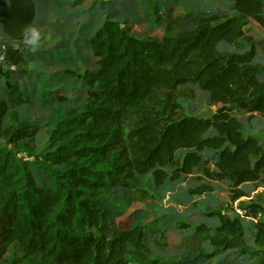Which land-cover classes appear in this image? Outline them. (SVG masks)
Segmentation results:
<instances>
[{
  "label": "trees",
  "instance_id": "trees-1",
  "mask_svg": "<svg viewBox=\"0 0 264 264\" xmlns=\"http://www.w3.org/2000/svg\"><path fill=\"white\" fill-rule=\"evenodd\" d=\"M233 1L234 16L222 21L212 9L166 20L156 7V21L165 24L161 39L137 38L105 18L88 41L97 68H86L82 77L87 96L59 98L68 112L49 114L47 149L31 163L0 148V254L15 248L10 264H168L147 252L167 243L164 230L136 226L108 234L107 196L150 173L160 186L196 169L207 180L232 183L233 201L247 196L244 184H264V145L246 136L231 112L235 106L264 118V65L255 62L256 44L245 30L249 19L264 29V0ZM35 15L34 0H0V33L17 37ZM176 28L180 31L172 33ZM17 51L7 49L0 65L23 55ZM188 85H197L218 106L211 117L179 116L177 93ZM26 97L15 89L11 106H0V131L8 113L12 121L11 143L41 131L20 115ZM179 152H185L181 161ZM208 152L212 156L204 157ZM245 210L256 222V239L264 240V208L251 203ZM229 220L220 217L218 231L238 239L240 220ZM221 241L238 243L225 235ZM204 262L190 256L178 264Z\"/></svg>",
  "mask_w": 264,
  "mask_h": 264
},
{
  "label": "rangeland",
  "instance_id": "rangeland-1",
  "mask_svg": "<svg viewBox=\"0 0 264 264\" xmlns=\"http://www.w3.org/2000/svg\"><path fill=\"white\" fill-rule=\"evenodd\" d=\"M34 3L36 15L30 26L17 37L0 33V44H7L6 50L16 49L23 54L21 57L11 56V65H0V106L6 103L10 107V92L19 89L28 99L18 108L22 119L36 123L41 130L34 139L11 143L13 130L8 113L0 131V148L31 163L35 162L34 156L47 149L44 124L49 114L68 112V103L59 98L69 101L86 98L87 86L82 77L86 68H97V59L91 53L88 41L106 17L129 29L137 38L161 39L166 35L165 24L156 21V7L160 16L166 14V20L211 9L218 11L220 21L235 14L233 0H150L148 5L145 0H34ZM77 15L80 16L74 18ZM33 26L40 33L35 50L28 43L30 38H26ZM245 30L246 36L256 44L255 62L264 65V29L249 19ZM179 31L180 28H176L172 33ZM224 49L235 50L233 47ZM19 59L21 63H15ZM261 79L264 80V70ZM177 96L182 108L180 117L198 116L209 108L213 112L218 110V106H211L209 94L197 85L180 88ZM231 112L239 118L244 134L258 138L264 145V118L247 114L235 106ZM6 130H10V134ZM184 154L179 152L176 159L181 161ZM212 154L208 152L204 157L209 158ZM173 170L169 168L167 171L171 175ZM39 180L43 181L41 175ZM232 188L230 182L207 180L202 169H196L192 175L179 181L167 180L160 186L152 173L141 176L130 188L119 187L106 197L111 206L106 221L108 234L119 228L136 226L164 230L167 243L149 246L147 252L150 258H159L168 264L182 263L190 256L192 259L204 257L202 264L262 263L264 240L256 239V222L247 217L245 207L253 203L264 208V184H244L241 188L247 196L237 201L232 200ZM220 217L229 218V221L240 220L241 234L235 236L238 239H233L229 232L218 231L222 225ZM224 235L231 242L236 240L237 247L225 246V241H221ZM16 254V249L11 247L5 255L0 254V264H10Z\"/></svg>",
  "mask_w": 264,
  "mask_h": 264
},
{
  "label": "clouds",
  "instance_id": "clouds-1",
  "mask_svg": "<svg viewBox=\"0 0 264 264\" xmlns=\"http://www.w3.org/2000/svg\"><path fill=\"white\" fill-rule=\"evenodd\" d=\"M39 40H40V33L38 32V30L33 29L31 33V37L28 40V43H31L34 46V50L35 47L39 45Z\"/></svg>",
  "mask_w": 264,
  "mask_h": 264
},
{
  "label": "water",
  "instance_id": "water-1",
  "mask_svg": "<svg viewBox=\"0 0 264 264\" xmlns=\"http://www.w3.org/2000/svg\"><path fill=\"white\" fill-rule=\"evenodd\" d=\"M213 113H214L213 110L209 108L208 111L201 113L200 115L197 116V118L206 119L211 117Z\"/></svg>",
  "mask_w": 264,
  "mask_h": 264
},
{
  "label": "built area",
  "instance_id": "built-area-1",
  "mask_svg": "<svg viewBox=\"0 0 264 264\" xmlns=\"http://www.w3.org/2000/svg\"><path fill=\"white\" fill-rule=\"evenodd\" d=\"M6 56V47L3 46L0 50V61H3ZM259 218H261V215H259Z\"/></svg>",
  "mask_w": 264,
  "mask_h": 264
}]
</instances>
